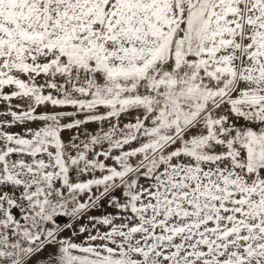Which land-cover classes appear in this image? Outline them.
Masks as SVG:
<instances>
[{"label": "snow or ice", "instance_id": "obj_1", "mask_svg": "<svg viewBox=\"0 0 264 264\" xmlns=\"http://www.w3.org/2000/svg\"><path fill=\"white\" fill-rule=\"evenodd\" d=\"M0 264H264V0H0Z\"/></svg>", "mask_w": 264, "mask_h": 264}]
</instances>
